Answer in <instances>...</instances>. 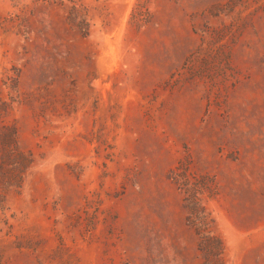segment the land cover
Returning a JSON list of instances; mask_svg holds the SVG:
<instances>
[{
    "label": "rangeland",
    "instance_id": "374dc122",
    "mask_svg": "<svg viewBox=\"0 0 264 264\" xmlns=\"http://www.w3.org/2000/svg\"><path fill=\"white\" fill-rule=\"evenodd\" d=\"M0 264H264V0H0Z\"/></svg>",
    "mask_w": 264,
    "mask_h": 264
}]
</instances>
